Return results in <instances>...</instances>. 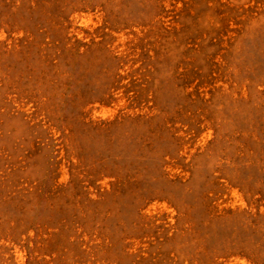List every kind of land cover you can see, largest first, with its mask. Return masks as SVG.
Here are the masks:
<instances>
[{"label":"rangeland","instance_id":"rangeland-1","mask_svg":"<svg viewBox=\"0 0 264 264\" xmlns=\"http://www.w3.org/2000/svg\"><path fill=\"white\" fill-rule=\"evenodd\" d=\"M0 264H264V0H0Z\"/></svg>","mask_w":264,"mask_h":264}]
</instances>
